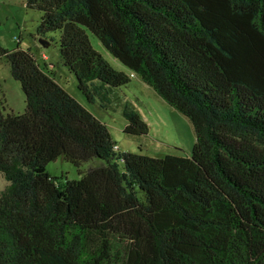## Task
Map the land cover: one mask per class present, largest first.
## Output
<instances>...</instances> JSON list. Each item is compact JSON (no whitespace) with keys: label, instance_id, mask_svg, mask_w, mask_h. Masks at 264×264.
<instances>
[{"label":"trees","instance_id":"16d2710c","mask_svg":"<svg viewBox=\"0 0 264 264\" xmlns=\"http://www.w3.org/2000/svg\"><path fill=\"white\" fill-rule=\"evenodd\" d=\"M26 4L42 12L39 39L60 33L81 96L119 112L124 134H149L122 93L137 77L196 141L163 158L121 151L31 49L0 45L26 97L22 114L0 99V264H264V0ZM60 158L88 169L62 182L47 171Z\"/></svg>","mask_w":264,"mask_h":264},{"label":"rangeland","instance_id":"374dc122","mask_svg":"<svg viewBox=\"0 0 264 264\" xmlns=\"http://www.w3.org/2000/svg\"><path fill=\"white\" fill-rule=\"evenodd\" d=\"M26 3L27 0H0V45L3 49L7 51L17 48L31 49L37 60L47 64L52 70L58 84L106 126L121 151L163 158L168 153L167 145L182 150V154L193 149L196 139L191 122L165 103L152 88L137 77L132 79L131 84L124 88L122 93L125 100L139 109L142 119L149 126V134L145 140L133 139L124 134L126 120L119 112L104 111L98 105L88 104L78 92L75 75L62 61L59 50L60 33H49L47 40L49 44L44 47L37 36L42 12L28 8ZM89 37L93 47L115 69L125 71L93 34L89 33ZM0 99L5 102L7 113L22 114L26 110V97L20 83L12 78L5 57H0ZM120 165L123 168L122 164ZM87 169L88 164L77 169L61 158L47 166V171L52 176L60 177L62 182H65V179H79V170ZM8 184L4 175L0 173V190Z\"/></svg>","mask_w":264,"mask_h":264},{"label":"water","instance_id":"95a60500","mask_svg":"<svg viewBox=\"0 0 264 264\" xmlns=\"http://www.w3.org/2000/svg\"><path fill=\"white\" fill-rule=\"evenodd\" d=\"M40 43H42V45L44 46V47H47L48 46V42H46V41H44V40H40Z\"/></svg>","mask_w":264,"mask_h":264}]
</instances>
